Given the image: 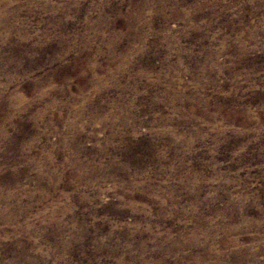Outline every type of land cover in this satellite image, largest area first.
<instances>
[{"label":"rangeland","instance_id":"rangeland-1","mask_svg":"<svg viewBox=\"0 0 264 264\" xmlns=\"http://www.w3.org/2000/svg\"><path fill=\"white\" fill-rule=\"evenodd\" d=\"M0 11V264H264V0Z\"/></svg>","mask_w":264,"mask_h":264},{"label":"bare ground","instance_id":"bare-ground-1","mask_svg":"<svg viewBox=\"0 0 264 264\" xmlns=\"http://www.w3.org/2000/svg\"><path fill=\"white\" fill-rule=\"evenodd\" d=\"M1 1V0H0ZM7 1H9V0H7ZM160 1V0H159ZM6 4V3H5ZM134 5V4H133ZM8 7V6H7ZM1 9H2V7H1ZM4 9H5V7H4ZM10 10V9H9ZM139 11V10H138ZM1 12V11H0ZM2 12H4L3 10H2ZM9 13H10V11H9ZM8 14V13H7ZM6 15V14H5ZM4 17V16H3ZM9 18V17H8ZM4 20V19H3ZM100 20V19H99ZM2 21V20H1ZM5 21V20H4ZM101 21V20H100ZM140 22V21H139ZM6 23V22H5ZM1 25V24H0ZM3 25V24H2ZM89 27V26H88ZM4 29V28H3ZM98 31V30H97ZM7 38V37H6ZM117 38V37H116ZM1 42V41H0ZM110 43V42H109ZM110 46V45H109ZM107 53H109V52H107ZM110 55V54H109ZM126 57V56H125ZM115 58V57H114ZM90 59H91V57H90ZM95 68V67H94ZM89 70V69H88ZM93 71H95L94 69H93ZM92 73H94V72H92ZM92 77V76H91ZM95 77V76H94ZM97 79V78H96ZM117 80V79H116ZM93 81V80H92ZM71 82H72V80H71ZM94 82H95V80H94ZM97 84V83H96ZM6 87V86H5ZM107 87V86H106ZM4 90V89H3ZM6 92V91H5ZM3 93V92H2ZM4 94V93H3ZM17 96V95H16ZM42 96V95H41ZM3 97H4V95H3ZM7 97V96H6ZM12 97V96H11ZM18 97V96H17ZM2 98V97H1ZM5 98V97H4ZM14 98V97H13ZM20 98V97H19ZM18 98V99H19ZM11 99V98H10ZM15 99V98H14ZM22 99V98H21ZM20 99V100H21ZM5 100V99H4ZM18 101V100H17ZM11 102H13L12 101V99H11ZM15 102V101H14ZM13 102V104L15 105V103ZM89 102V101H88ZM23 102H21V104H22ZM18 104V103H17ZM173 104V103H172ZM22 106V105H21ZM29 106V105H28ZM8 107V106H7ZM9 107H10V105H9ZM15 107V106H14ZM23 107V106H22ZM26 107H27V105H26ZM26 107H25V109H26ZM28 108V107H27ZM9 109V108H8ZM7 109V110H8ZM23 109V108H22ZM5 110V109H4ZM4 110H2V111H4ZM18 111V110H17ZM1 112V111H0ZM9 112V111H8ZM11 112V111H10ZM8 114V113H7ZM11 114H13V113H11ZM119 116V115H118ZM121 119H123V118H121ZM37 120V119H36ZM120 121V120H119ZM126 122V121H125ZM7 123V122H6ZM73 123V122H72ZM122 124V123H121ZM124 124V123H123ZM122 124V125H123ZM69 126V125H68ZM1 127H3L2 125H1ZM72 127V126H71ZM5 128V127H4ZM4 128H2V129H4ZM1 129V130H2ZM0 134H1V132H0ZM3 134V133H2ZM7 134V133H6ZM75 134V133H74ZM72 135H73V132H72ZM100 144V143H99ZM29 149V148H28ZM48 158V157H47ZM43 159H45V158H43ZM48 160V159H47ZM42 161V160H41ZM45 161V160H44ZM140 161V160H139ZM73 164V163H72ZM75 164V163H74ZM79 164V163H78ZM37 165H39V164H37ZM108 165H110V164H108ZM75 166V165H74ZM81 166H82V164H81ZM85 168V167H84ZM111 168V167H110ZM41 174V173H40ZM75 176V175H74ZM78 176V175H77ZM76 177V176H75ZM52 178V177H51ZM57 178V177H56ZM43 179V178H42ZM54 180V179H53ZM57 180V179H56ZM55 181V180H54ZM57 182H59V181H57ZM5 192V191H4ZM3 192V193H4ZM2 193V192H1ZM8 194V193H7ZM17 194V193H16ZM6 196V195H5ZM19 196V195H18ZM26 197V196H25ZM4 198V197H3ZM19 198V197H18ZM2 199V198H1ZM8 200V199H7ZM10 201H12V200H10ZM14 201H15V198H14ZM19 202V201H18ZM6 203V202H5ZM16 203V202H15ZM15 203H14V205H15ZM5 205V204H4ZM7 205V204H6ZM12 206V205H11ZM18 206V205H17ZM8 207H10V206H8ZM9 209V208H8ZM6 212V211H5ZM8 212V211H7ZM241 215V214H240ZM15 217V216H14ZM13 218V217H12ZM201 221V220H200ZM211 231V230H210ZM232 231V230H231ZM208 237V236H207ZM209 238V237H208ZM206 239V238H205ZM234 243V242H233ZM190 244V243H189ZM220 244V243H219ZM231 244V243H230ZM199 245V244H198ZM25 246V245H24ZM23 248V247H22ZM19 257L21 258V259H24V256H23V254H20L19 255ZM209 258V257H208ZM138 259V258H137ZM212 259V258H211ZM14 260V259H13ZM215 260V259H214ZM220 263V262H219ZM8 264H13V261H9L8 262ZM15 264V263H14ZM211 264V263H210ZM216 264V263H215Z\"/></svg>","mask_w":264,"mask_h":264}]
</instances>
